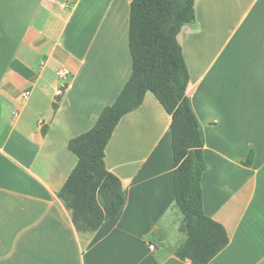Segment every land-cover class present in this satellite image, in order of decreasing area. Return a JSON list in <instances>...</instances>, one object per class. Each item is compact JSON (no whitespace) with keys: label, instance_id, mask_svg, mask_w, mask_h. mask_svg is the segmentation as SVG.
<instances>
[{"label":"crops","instance_id":"obj_1","mask_svg":"<svg viewBox=\"0 0 264 264\" xmlns=\"http://www.w3.org/2000/svg\"><path fill=\"white\" fill-rule=\"evenodd\" d=\"M71 2L0 0V264H191L174 254L186 234L171 117L150 91L105 147L125 189L117 217L79 232L57 196L77 163L69 140L132 73L130 0ZM195 16L178 41L206 162L203 212L229 236L207 264H264V0H195Z\"/></svg>","mask_w":264,"mask_h":264},{"label":"trees","instance_id":"obj_2","mask_svg":"<svg viewBox=\"0 0 264 264\" xmlns=\"http://www.w3.org/2000/svg\"><path fill=\"white\" fill-rule=\"evenodd\" d=\"M195 18V0H130L132 73L94 125L69 140L68 148L77 156V163L57 196L79 232L96 231L106 220L117 217L125 204V189L105 166V147L119 120L137 109L150 91L171 117L174 201L183 215L179 229L186 234L174 254L191 264H207L228 244L229 236L221 223L203 212L201 176L206 162L199 123L187 94L189 71L178 41L182 28ZM56 106L53 103L54 109ZM252 156L250 150L243 164L249 165Z\"/></svg>","mask_w":264,"mask_h":264},{"label":"built area","instance_id":"obj_3","mask_svg":"<svg viewBox=\"0 0 264 264\" xmlns=\"http://www.w3.org/2000/svg\"><path fill=\"white\" fill-rule=\"evenodd\" d=\"M57 74H58L59 78L63 79L64 81L65 80L67 81V79L70 76V72L67 69H59L57 71ZM38 127H42L41 121L38 123ZM148 247H149V249H153L154 245L150 243Z\"/></svg>","mask_w":264,"mask_h":264},{"label":"rangeland","instance_id":"obj_4","mask_svg":"<svg viewBox=\"0 0 264 264\" xmlns=\"http://www.w3.org/2000/svg\"><path fill=\"white\" fill-rule=\"evenodd\" d=\"M74 5V3L73 4H71L70 6L72 7Z\"/></svg>","mask_w":264,"mask_h":264}]
</instances>
